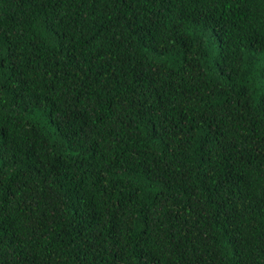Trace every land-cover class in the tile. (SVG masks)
<instances>
[{
    "label": "trees",
    "instance_id": "1",
    "mask_svg": "<svg viewBox=\"0 0 264 264\" xmlns=\"http://www.w3.org/2000/svg\"><path fill=\"white\" fill-rule=\"evenodd\" d=\"M0 264H264V0H0Z\"/></svg>",
    "mask_w": 264,
    "mask_h": 264
}]
</instances>
